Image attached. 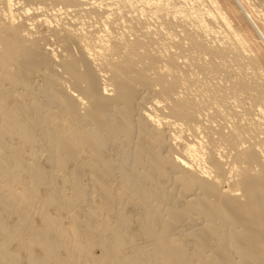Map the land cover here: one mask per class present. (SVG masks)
<instances>
[{"label": "bare ground", "instance_id": "6f19581e", "mask_svg": "<svg viewBox=\"0 0 264 264\" xmlns=\"http://www.w3.org/2000/svg\"><path fill=\"white\" fill-rule=\"evenodd\" d=\"M234 1L264 41V0ZM235 10L0 0V264H264V67Z\"/></svg>", "mask_w": 264, "mask_h": 264}, {"label": "rangeland", "instance_id": "374dc122", "mask_svg": "<svg viewBox=\"0 0 264 264\" xmlns=\"http://www.w3.org/2000/svg\"><path fill=\"white\" fill-rule=\"evenodd\" d=\"M244 1V0H243ZM234 2V3H233ZM247 2V1H244ZM233 5L234 9L236 7V12H234V22L240 26L243 31L248 35L251 44L254 48L255 53L258 56V59L260 61V64L264 67V41L261 40V37L257 34V32L255 31V29H253V26L251 25V23L247 20V18L244 16V14H240V8L238 7V5L235 3L234 0H231V6ZM236 5V6H235ZM246 5V3H245ZM237 9L239 10L237 12ZM238 14V16H237Z\"/></svg>", "mask_w": 264, "mask_h": 264}]
</instances>
